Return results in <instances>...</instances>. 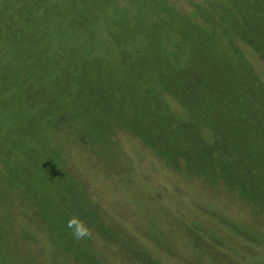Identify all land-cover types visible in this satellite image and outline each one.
<instances>
[{"label": "rangeland", "instance_id": "rangeland-1", "mask_svg": "<svg viewBox=\"0 0 264 264\" xmlns=\"http://www.w3.org/2000/svg\"><path fill=\"white\" fill-rule=\"evenodd\" d=\"M71 3L61 76L3 99L0 64V133L33 108L53 149L0 141V264H264V0ZM35 5L0 0V25Z\"/></svg>", "mask_w": 264, "mask_h": 264}, {"label": "trees", "instance_id": "trees-1", "mask_svg": "<svg viewBox=\"0 0 264 264\" xmlns=\"http://www.w3.org/2000/svg\"><path fill=\"white\" fill-rule=\"evenodd\" d=\"M25 1L27 3L31 1L32 4L37 5H35L33 9L34 11H32V16L30 18L28 17V20L25 21L24 18L21 17L22 15H20L19 17L18 14L15 13H7V17L10 18V21H2L0 25V64L6 66L7 64H9L8 69H11L10 76L6 75L4 79V87H6L7 89L3 88L5 89L3 92V99L8 93L10 94L11 92L14 96H16L19 91L24 93L27 92V90L21 87L26 86V84L22 81H25L27 83L28 80H35L34 77H36L37 74L41 75L45 79L50 80L54 77L61 76L63 74V66L58 64H64L66 63L64 61L65 59L67 60L69 58H72L77 53L76 49H78L79 51L80 47L82 46L80 39H84V37L80 33H74V29H72V27L74 28V26H72L74 24L72 21L73 18L71 14L65 12V9L69 10L71 6V10L72 8H74L72 3L67 4V0H48L47 2H41L37 0ZM81 2H86V0H81ZM17 7H19V3L17 4ZM50 10L54 11L55 16L52 15L53 19H51L52 17ZM90 12V14L86 15V18L93 16L94 8H92ZM86 35L88 40L96 36V34H93L92 32H89V34ZM87 44L89 45V43ZM23 51H30L31 56L29 59H21L25 58V56L22 54ZM81 54L82 55L80 56L87 57L86 53ZM56 56H60L61 58L56 59ZM79 63L81 64V62ZM70 65V68L66 69L67 72H65L64 70V74L66 76H69V73L75 67L74 63H71ZM76 65H78V63H76ZM35 83L37 82L35 81ZM35 95L36 97L38 96V94ZM50 100V103H53L57 102L58 99L51 97ZM27 104L28 100H26V105ZM37 105H39V108H45V104ZM16 111L17 113L22 112L19 105H16ZM36 112L37 111L33 110L32 108L29 110V114L31 116L26 118L28 122L22 121L20 123H14V125L7 130L8 132H11L10 135L8 132L7 136L6 132L0 133L1 142L3 141L2 139L6 136L9 140L13 139V145H15V143L17 145L18 143H20L19 147L12 146V148L14 149L15 147L16 149H18V157L23 158L22 162H25V158H27L26 162H29L28 156L24 150H33L34 147H39L41 149L40 153L42 152V148H44L45 150L43 155L48 156L46 159L52 157L53 149L50 148L49 143L36 145L33 141V134L24 131V127L25 130L27 125L30 127L31 122H29V120L32 119L34 115L33 113ZM17 130L18 135L17 137H15L16 135L14 134ZM9 148L10 147H8L7 149ZM22 162L18 163L23 166L22 168L23 170H25L26 167L24 166L27 164ZM47 163L52 164V173L55 174L59 169L57 164L55 162L53 163L50 160ZM64 175L65 177L63 178V180L69 183L71 186H74L75 184L73 182L75 179L73 177L75 175L73 176L72 170L66 168Z\"/></svg>", "mask_w": 264, "mask_h": 264}, {"label": "clouds", "instance_id": "clouds-1", "mask_svg": "<svg viewBox=\"0 0 264 264\" xmlns=\"http://www.w3.org/2000/svg\"><path fill=\"white\" fill-rule=\"evenodd\" d=\"M76 224H78V221H77V219L73 218V219L69 220L68 227L73 228V226ZM86 234H87L86 230H80L78 228L73 231V235L76 236V238H81V237L85 236Z\"/></svg>", "mask_w": 264, "mask_h": 264}]
</instances>
